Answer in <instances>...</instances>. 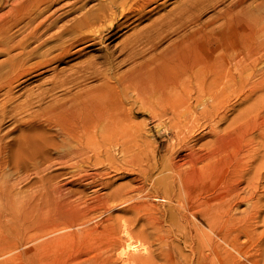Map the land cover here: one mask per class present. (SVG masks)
Listing matches in <instances>:
<instances>
[{
	"label": "bare ground",
	"instance_id": "1",
	"mask_svg": "<svg viewBox=\"0 0 264 264\" xmlns=\"http://www.w3.org/2000/svg\"><path fill=\"white\" fill-rule=\"evenodd\" d=\"M57 1L22 0L0 18V55H5L0 60V235L3 231V219H7L6 224L10 221L17 222L24 202H30L37 193L40 197L52 194L70 203L68 206L72 207V213L73 207L76 208L72 217L84 238L87 239L90 232H97L108 239L107 251L111 252V256H116L113 262L151 264L154 259L143 254L148 249L143 235L145 228L139 230L137 226L140 220H146L152 225L160 221L152 208L157 205L155 198L159 197L167 203L161 216L168 219L170 230L178 240V235H182L186 245H190L192 241L198 242L195 254L199 261L205 260L200 250L214 240V235L201 226L200 215L195 212L197 205L191 202V197L182 188L185 179H190L192 170L207 158L204 162L206 164L201 166L205 171L217 166L220 171H227V176L237 177L229 193L219 192L209 196L210 198L206 197L207 204L215 206L214 209L230 211L239 201H246L259 188L264 173V126H258L243 144L235 139V144L229 149L218 147L224 136L221 137L219 132H214L215 128L209 127L214 139L210 143L211 151H207L204 157L189 149L179 137L180 133L184 136L189 133L187 124L180 127L185 123L180 122V119H185L186 114L196 108L198 114L205 113L210 120L216 117L223 120L225 115L221 112L220 105L224 101L221 102V98H218L209 105L201 100L203 91L212 90L218 83L227 89L237 78L244 77V72L249 68L247 60H251L252 73L259 80L252 83L250 92L245 93L243 100L256 95L254 101L256 99L263 102L264 67L258 65L264 56V47H256L254 50L257 53L245 58L240 51L221 46L223 42L216 39L210 40L207 48L201 52L196 42L194 43L197 30L192 27L191 33L186 36L179 34L178 39L159 49L167 34L165 27L172 29L180 20L174 18L173 21L169 13H166L155 17L149 25L138 28L146 12L153 11L154 7L150 10L147 8L157 0H98L70 26L57 24L68 13L84 9L91 0L64 3L60 5L62 11L56 16L52 13L44 15ZM66 5L68 7L64 8ZM250 11L257 12L253 19L264 32V8L254 6ZM188 16L190 22L197 23L196 13ZM57 26L58 29L54 30ZM131 26L134 30L119 43V60L115 61L119 55L113 58L114 52L106 49L103 55L91 57L74 68L59 67L60 63L70 61L72 55L81 54L85 48L105 41L102 34L105 30L112 31L107 37L110 38L117 33L115 28ZM178 27L173 31L180 30L182 25ZM243 30L251 34L252 26L246 24ZM78 44L85 46L75 49ZM128 63L131 65L129 68L117 72L119 70L116 67ZM48 72L50 77H44ZM32 77H36L35 80L33 78L36 84L31 85L32 82H29ZM90 77L95 78L98 84L83 87ZM24 81H28L31 86L24 93L16 94L15 87ZM77 86L80 89L70 92L72 87ZM57 90L64 92L57 96ZM21 95L23 98L19 99ZM193 101L198 106H193ZM135 105L136 109L133 108ZM147 113L157 119L156 125L162 123V117H167L173 137L172 153L161 158L155 153L150 158L148 154L146 159L141 157L135 161L134 158L136 167L133 168H137L135 171L132 170V163L128 164L131 165L130 171L137 174L135 177L133 175L134 179L140 180H137L139 184L135 188L133 186L132 194L128 190L132 185L126 184L125 187H116L106 194H98L97 189L101 186L114 187L110 178L105 180L102 176L112 177L122 171L126 165L123 161L127 157L131 159L135 153L127 156L131 155L127 154L131 150L130 144L136 145V142L144 141L145 122L135 124L133 118ZM11 120L14 125L3 132L1 126ZM230 127L232 126L229 125L228 128ZM17 129H20L19 133L8 140L6 136ZM240 130L238 127L235 131L241 132ZM255 136L259 141L249 142ZM209 142L210 140L208 144ZM139 146L141 148L142 145ZM202 147L205 148V145ZM175 149H180L179 153L173 152ZM188 149L189 152L185 155L180 153ZM209 153L213 155L209 157ZM46 162L57 163L62 168L69 165L74 167L76 172L71 175L73 178L67 181L68 184L77 181L89 188L97 186L94 189L97 194L92 198L93 203L84 202L83 189L63 188L62 185L55 184V178L67 172H46ZM89 162H93L96 169L83 173L82 166ZM104 165L108 166V170ZM6 166L14 169L12 174H7L9 170H4ZM23 171L28 173L26 178L20 176ZM251 172L253 174L248 176ZM30 174H35V179H31ZM242 183L246 185L243 189L247 195L244 196L243 193L239 201L230 205L229 197L237 192ZM27 186L31 187L30 192L24 189ZM42 189L46 191L42 193ZM259 196H262L261 193ZM212 197H217V201L214 202ZM251 205L257 206L255 203ZM102 209L107 214L106 217L93 223L92 218ZM115 209L130 213V216H114L112 212ZM203 217H207L210 222V213ZM192 223L193 231L190 232L186 225ZM154 228L161 230L162 224ZM5 229L9 230L8 227ZM219 237L225 241L222 235ZM168 238L163 237L160 241ZM0 242H3L1 236ZM175 245L180 249L178 243ZM164 249L170 254L168 244H165ZM233 249H236L239 256L249 258L245 257L246 251L242 247L235 246ZM261 252L262 249H256L250 259H258ZM111 256L102 263L111 262Z\"/></svg>",
	"mask_w": 264,
	"mask_h": 264
},
{
	"label": "rangeland",
	"instance_id": "2",
	"mask_svg": "<svg viewBox=\"0 0 264 264\" xmlns=\"http://www.w3.org/2000/svg\"><path fill=\"white\" fill-rule=\"evenodd\" d=\"M21 1L22 0H0V18L5 16L12 7L19 5ZM73 1L74 0H58L44 15L52 13L56 16L62 11L60 5H63L64 3L69 4ZM97 1L98 0H91L84 9L68 13L58 21L57 25H72L73 22L80 17L83 11L92 7L97 3ZM254 6L256 8L258 7L259 9H263L264 0H157L147 8L150 10L154 7L153 11H147L144 18H142L143 20H140L137 27L140 28V26L143 27L149 25L150 21H152L155 17H158L161 14L169 13L171 20L174 21V18H179L180 21L174 25L172 29L171 27L168 28L169 26L165 27L166 30H164L167 34L165 39L162 41V44H160L159 49L167 46L171 41L178 39L179 34L186 36L191 33L192 27H194L197 30L194 43L196 42L201 52L207 48L210 40L215 41L217 39V41L223 42L221 46H228V48H232L234 51H240L241 55L246 58L248 55L251 56L252 53H257L256 50H254L256 47H264V32L262 31V27L260 25L257 27L253 19L257 12L250 11V8ZM67 7L68 5L64 8ZM56 9L59 10L56 11ZM193 13H196L197 15L196 24H194V22H190L188 19V15H192ZM181 17L183 18L181 19ZM122 21L123 20H119V22ZM246 24H250L252 26L251 34L250 32L243 30L244 25ZM179 25H182L181 29L173 31V29ZM58 26L55 27L54 30L58 29ZM131 27L123 29L115 28V30L118 31L115 36L110 38L107 37H109L112 31L108 32L105 30L102 33L105 36V41L101 42V44L99 43L100 45L96 44L93 47L91 46L85 48L86 50L84 49L81 54L72 55L70 61L62 62L60 64L58 63L59 67L65 66L69 68L71 66L74 68V66L79 65L91 57L103 55L106 49L109 52L113 51V58H115L119 55V49L121 48L119 43L122 38L134 30V27ZM84 46L85 44H78L75 49ZM120 56L121 55H119L115 61L119 60L121 58ZM4 58L5 55H0V60ZM250 61L251 60H247L249 68H247L244 72V77L241 79L237 78V83H231L232 85L228 86L227 89H224L222 84L218 83V85L213 87L212 90L203 91L204 94L201 100H204V102L209 105L218 98H221V102L222 100L224 101L220 105L221 112L225 115L223 120L218 117H212L213 119L210 120V118L206 117L205 113L198 114L196 108H193L191 112L186 114L185 119H180V122H185L181 124L180 127L184 124L189 126V133H186L185 136L182 133L179 135L189 149H193L201 156L206 157V152L211 151L210 143L212 139H214L213 134L210 133L211 131L209 130V127L215 128L214 132H219L221 137L224 136L222 141L220 140V145L218 147L220 149H229L235 144L237 139L242 141L243 144V142L247 140L248 136L257 130L256 128L258 126H264V101L261 102L256 99L254 101L256 95L252 94L251 98L243 100L245 93L250 92L252 83L255 80H259V77L252 73ZM260 65L264 67V56L258 67H261ZM130 66V63H128L124 66L121 65L118 68L116 67V69L119 70L117 72H121ZM44 77H50V73H45ZM33 78L34 80L36 79V77H32L29 79L30 81L28 80L29 82H32L31 85L37 83L33 81ZM25 79L23 78V80ZM94 79L95 78L90 77L85 81V85L82 86L86 88L94 87L98 84V81ZM23 80L21 79L20 81ZM28 81L21 82L19 84L20 86L18 85L15 87L14 91H16V94L24 93L26 88L31 86ZM239 82L241 85H239ZM76 89L78 90L80 87H72L70 92H75L77 91ZM63 92V90H57L55 94L57 93V96H61V93ZM214 95L216 97H212ZM21 98H23V95L19 96V99ZM262 98H264V96ZM192 104L193 106H198L195 101H193ZM133 108L136 109L137 106L135 105ZM221 112L220 114H222ZM150 116L151 115L148 113L138 114L133 118V123L135 124H138L137 122H145V130L143 132V134H145V139L142 143L138 141L139 144H137L138 142H136V145L135 143L130 144L129 147L133 151L130 150L127 152V154H131L127 156H132V153L135 152L133 153V156L135 157L132 156L130 159V157L128 158L126 156L128 160L125 159L126 161H123L126 162V165H124L125 167L122 170L123 172L119 171L118 173L112 175V177H107L108 175L102 176L103 179L106 178L105 180L110 178L113 181L111 185L114 184L112 185L114 187H111L110 185L108 187L101 186L97 189L98 194H106L119 186L124 185L125 187V184L128 186L132 185L131 188L130 186H127L129 189L126 187L129 190V193L132 194L131 190L133 192V186L135 188L139 184L138 181H140L139 178L136 180L134 179L137 175L134 171L137 168H133L136 167V163H134L133 159L135 158L134 160L137 161L138 159H141V157L146 159L149 156L148 158H150L152 157L151 155H154V153L158 158H161L165 155L169 156V154L172 153L173 137L172 130L169 128L170 125L167 117H162V123L160 125H156L157 119H153ZM255 124L257 126H254ZM13 125L14 123L12 120L11 122L7 121L1 126V129L5 132V130L10 129ZM229 125L232 126L230 127L231 129L228 128ZM238 127L241 129V132L235 131ZM19 130L20 129H17L16 131L9 133V136L7 135L6 138L8 137V140L13 138L19 133ZM209 140L210 142L208 144ZM257 140L259 141L258 137L255 136V138L249 142L257 143ZM217 141L218 140H216V143ZM228 142L230 144H227ZM140 144L143 146V148L141 146L142 149L139 146ZM202 145H205V148L202 147ZM250 145L248 147H251ZM191 146H193V148H190ZM189 149L183 150L180 153L185 155L187 151L189 152ZM244 149L246 148L244 147ZM141 150H143V152ZM179 151L180 149H175L173 152L179 153ZM212 155V153H209V157ZM117 156L122 158L121 154H118ZM129 159L131 160L130 162H128ZM206 159L207 158L199 164V167H195V169L192 170L190 179H185L184 187L182 186L184 192L186 191L187 195L191 197V202L197 205L195 212L197 215H200L201 226L203 229H206L209 232L211 231L214 235V240L207 244L205 248L200 250L205 260L199 261L195 254L198 242L192 241L190 245H186L182 235H178L180 238L178 240L175 233L170 230L168 219L161 216L164 214V209L167 203L159 197L155 198L157 205L152 208L154 210V214L161 222L158 220V222L154 223V226L146 220H140L137 226V228L139 227V230L140 228L143 230L145 228L143 235L144 239L147 241L146 245L148 244L147 251L141 252H143L145 256H151L152 259H154L151 264H264V173L261 181L259 182V188L255 189V192L253 191L255 196L251 194L248 196L246 201H239L238 199L243 197V193L244 196L247 195L243 189L246 185L245 183H242L237 192H234V194L229 197L230 205L239 201L236 206L233 205L232 210L228 211L220 208L214 209L215 206H209L207 204L205 201L206 197L210 198L209 196H214L215 193L219 192L225 193L226 191V193H229V189H232L237 177L227 176V171H220L217 166H215V169L214 167H211L209 171H205L201 166L206 164H204ZM46 163L44 164L45 166H48L46 172H67L62 176L55 178V184L57 183L58 186L62 185L63 188L69 187L71 189H83L85 194L83 199L84 202L87 204L93 203L92 198H94L97 194L94 192V189H96L97 186L89 188L86 185L81 184L82 182L77 183V181H73V183L70 182L68 184L67 181L72 179L73 177H71V175L76 172L74 167L69 165L67 168H62L57 163L55 164L49 162L47 165ZM128 164H131L132 170H135L130 171L131 169L129 168H131V165ZM221 164L222 163H218V165ZM104 166L106 170H108V166ZM82 168L85 170L82 171L83 173L88 171L92 172L96 169L93 162L84 164ZM4 170H9V173L6 171L7 174H12L14 169L9 166L6 169L4 168ZM231 174L232 173H230V175ZM252 174L253 173L251 172L248 176H251ZM26 175H28V173L23 171L20 176L21 178H26ZM30 178L35 179V174H30ZM30 188L31 187L27 186L24 189L26 192H30ZM45 191L46 189H42L41 192L43 193ZM238 193L240 195H237ZM260 193L262 196H259ZM38 195L39 193H37L35 198L30 202L23 203L20 208L17 222L13 223L10 221L6 224L5 222L7 219H3V231H1L0 235L3 240V242H0V264H104L102 263L103 260L111 256V252L107 251V248L109 247L108 239L105 236L98 235L99 233L97 232H90V236H87V239L84 238L83 235H81L83 233L80 232V229L76 226L75 220L72 217L76 208L73 207L72 213V207L70 206V208L68 206L70 203L66 202L62 197H54L52 194L49 196L44 195L43 197ZM250 197H253L254 199L252 198L249 201ZM216 198L217 197H212V200L215 202L217 201ZM257 198H260L259 202L257 201ZM251 203H255L257 206L252 207ZM98 213L96 214V217L92 218L93 223L101 221L107 215L104 213V209H102V211L100 210ZM112 213L114 216H130V213H124L118 209L113 210ZM207 213H210L211 215L210 222L207 217H203L204 215H207ZM212 222L213 228L211 229ZM193 223L186 225V229L190 232L193 231ZM159 224H162L161 230L154 228ZM5 227H8L9 230H6ZM221 235L224 237L225 241L219 239V236ZM167 236L169 237L168 239L160 241L161 238ZM175 243L180 245V249H177ZM165 244H168L170 254H168V251L164 249ZM235 246L245 249V257L249 258L247 259L239 256L238 253L235 252L236 249H233ZM256 249H262L260 257L258 259H250L252 253H254ZM111 257L112 261L106 264H123L122 262H113V259H116V256Z\"/></svg>",
	"mask_w": 264,
	"mask_h": 264
}]
</instances>
